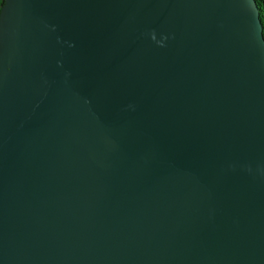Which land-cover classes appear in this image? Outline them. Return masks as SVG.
<instances>
[{
  "label": "water",
  "instance_id": "water-1",
  "mask_svg": "<svg viewBox=\"0 0 264 264\" xmlns=\"http://www.w3.org/2000/svg\"><path fill=\"white\" fill-rule=\"evenodd\" d=\"M0 264H264L256 0H4Z\"/></svg>",
  "mask_w": 264,
  "mask_h": 264
},
{
  "label": "trees",
  "instance_id": "trees-1",
  "mask_svg": "<svg viewBox=\"0 0 264 264\" xmlns=\"http://www.w3.org/2000/svg\"><path fill=\"white\" fill-rule=\"evenodd\" d=\"M3 3H4V0H0V9ZM256 3L259 9V12H260V19L263 25V33H264V0H256Z\"/></svg>",
  "mask_w": 264,
  "mask_h": 264
}]
</instances>
